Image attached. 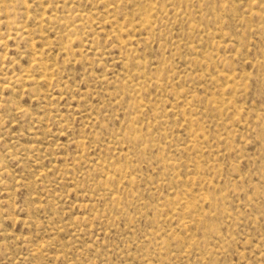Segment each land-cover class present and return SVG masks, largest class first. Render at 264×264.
I'll use <instances>...</instances> for the list:
<instances>
[{
  "label": "rangeland",
  "instance_id": "374dc122",
  "mask_svg": "<svg viewBox=\"0 0 264 264\" xmlns=\"http://www.w3.org/2000/svg\"><path fill=\"white\" fill-rule=\"evenodd\" d=\"M0 264H264V0H0Z\"/></svg>",
  "mask_w": 264,
  "mask_h": 264
},
{
  "label": "bare ground",
  "instance_id": "6f19581e",
  "mask_svg": "<svg viewBox=\"0 0 264 264\" xmlns=\"http://www.w3.org/2000/svg\"><path fill=\"white\" fill-rule=\"evenodd\" d=\"M15 79V78H14ZM17 79H18V77H17ZM19 80V79H18ZM16 81V80H15Z\"/></svg>",
  "mask_w": 264,
  "mask_h": 264
}]
</instances>
